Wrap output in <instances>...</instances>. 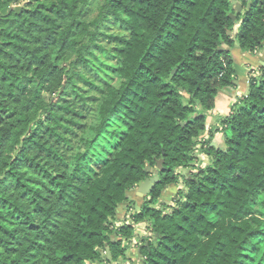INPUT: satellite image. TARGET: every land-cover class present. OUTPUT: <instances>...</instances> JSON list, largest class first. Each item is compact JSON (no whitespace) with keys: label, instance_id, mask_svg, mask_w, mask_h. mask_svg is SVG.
I'll return each instance as SVG.
<instances>
[{"label":"trees","instance_id":"trees-1","mask_svg":"<svg viewBox=\"0 0 264 264\" xmlns=\"http://www.w3.org/2000/svg\"><path fill=\"white\" fill-rule=\"evenodd\" d=\"M235 43L264 50V0H0V264L127 261L135 227L115 223L160 161L131 214L144 264H264V66L222 121L226 147L201 141ZM199 144L211 161L185 176Z\"/></svg>","mask_w":264,"mask_h":264},{"label":"crops","instance_id":"crops-1","mask_svg":"<svg viewBox=\"0 0 264 264\" xmlns=\"http://www.w3.org/2000/svg\"><path fill=\"white\" fill-rule=\"evenodd\" d=\"M241 23L237 24L232 37L235 40L238 29L240 27ZM263 51H259L257 54H252L248 52H243L239 45L235 43L234 48L232 49V53L234 56V68L236 71V80L234 82L233 87L231 88H225L223 89L216 98V104L215 108L208 114L207 123H206V132L203 134L201 141L204 142H210V147H214L216 150L223 149L226 147L225 145V135L222 131H218V126L221 123V119L225 118V116H228L231 113V108L234 105L235 102H237L239 99L243 98L247 95L249 90V79L252 76L250 71L254 70L253 68L256 67L257 64H260V66H264V58L261 59L263 56ZM262 55H261V54ZM250 70V71H249ZM208 139V140H206ZM199 146V145H198ZM199 151V152H198ZM201 149L197 147V155L199 153V157ZM202 152V151H201ZM208 155V154H207ZM209 156V155H208ZM198 158V157H196ZM209 160H211L209 156ZM198 161V160H197ZM186 171H191L190 169L187 170H180L179 172L184 174ZM179 185H171L167 187V189L164 191V194L168 192L177 194ZM163 194V195H164ZM136 198H132V197ZM172 196V197H173ZM137 198H140L138 188L133 190L129 194V199L135 200ZM161 200V199H160ZM132 209V207H131ZM130 209V212L128 213V210H124L121 208L120 214L117 217L116 220V226L122 227L125 225H133L135 227V221L134 218L131 217L132 210ZM138 231L137 236L135 235V238H132L130 240L124 239L122 242V247L127 248V261L119 260L118 262H114L112 258V253L109 247H106L104 251H102V255L105 258V262L101 264H144V261L140 255L141 248L143 245V240H145L144 231L142 228H136ZM140 250V251H139ZM111 258L112 262H109L107 258Z\"/></svg>","mask_w":264,"mask_h":264},{"label":"rangeland","instance_id":"rangeland-1","mask_svg":"<svg viewBox=\"0 0 264 264\" xmlns=\"http://www.w3.org/2000/svg\"><path fill=\"white\" fill-rule=\"evenodd\" d=\"M253 0H249L248 1V4H250L251 2H252ZM26 4V2H21L15 9H17V8H22V7H24V5ZM14 9V8H13ZM85 16H86V19L88 20V22H94L95 20H97L98 19V16H99V13H100V7H99V3H97V2H95V3H92L90 6H88L85 10ZM237 13V12H236ZM101 29L102 30H104V31H108L109 33H115L116 32V30H115V27L113 28L112 27V30H108L107 29V27H105V25H103L102 27H101ZM257 54V53H256ZM261 54V53H260ZM263 54V56H264V52L262 53ZM261 54V55H262ZM262 58H264V57H261V59ZM102 59V61L103 62H109L110 63V61H109V59H108V57L107 56H105V57H103V58H101ZM98 66H100V65H98ZM260 68H261V66H260V64H257L256 65V67H254L253 69L254 70H249L250 71V73H251V75L253 76V77H258L259 75H260ZM92 95H93V93H92ZM95 95V94H94ZM236 103V102H235ZM234 103V104H235ZM93 104H94V102L93 101H91L90 102V104L88 105V107H85L83 110H85V112L87 113V115H88V112H89V109H90V106H93ZM230 115V114H229ZM227 116H225V118H226ZM225 118H222L221 119V123L219 124V126H218V131H222V129H223V120L225 119ZM83 123H85V124H88V123H90V122H92V118H91V116H89L88 117V119H86V120H81ZM206 140H208V139H206ZM103 145H106V146H108L109 145V142L106 140V139H101L100 140V142H99V146H103ZM201 144H199V146H198V148H200L201 149ZM199 152V151H198ZM200 154H201V156L199 157V153H198V155H196L198 158H197V163H196V168L193 170V171H186V173H185V176H188V175H190L191 174V172H194V173H196V172H198V170L199 169H203V168H205L209 163H210V161L211 160H209V156L206 154V153H204V152H201L200 151ZM157 170L156 169H153V170H151V173H152V176L155 174V172H156ZM177 185H179L178 186V188H180V189H178V191L179 190H181V189H183L184 188V184H183V182H180L179 184H177ZM178 191L176 192V193H178ZM164 194V193H163ZM173 194L174 193H172V192H168V193H166V194H164V195H162L161 196V200H160V202L161 203H164V204H167L168 206H172L173 205V200H174V198L176 197V194L173 196ZM148 196V195H147ZM173 196V197H172ZM145 197L146 196H144L143 198H137V199H135V200H132L131 199V202L130 203H127V204H125V206H130L131 205V207H132V213L133 214H137L140 210H141V208H142V206H143V204H144V202H145ZM133 199L134 198H136V197H132ZM157 208H160V206L159 205H157ZM170 210H167V212H169ZM142 223V222H141ZM140 223V224H141ZM138 224H136V226H137ZM143 225H145L144 223H142V226ZM141 229V228H140ZM147 233V232H146ZM148 234V233H147ZM255 256V255H254ZM260 259H256V256H255V258H253V259H251V264H260Z\"/></svg>","mask_w":264,"mask_h":264},{"label":"water","instance_id":"water-1","mask_svg":"<svg viewBox=\"0 0 264 264\" xmlns=\"http://www.w3.org/2000/svg\"><path fill=\"white\" fill-rule=\"evenodd\" d=\"M248 1L249 0H243V2H248ZM234 6H235V9H236L237 14H242L243 13V11H244V5H243V3L239 2V1H235L234 2ZM10 8L11 7L8 6L1 13L4 14V15L7 14L8 10ZM16 12L20 13L21 12V8H17L16 9ZM228 35L231 36L232 33L229 32ZM232 39H234V38L232 37ZM223 50L230 51L231 49L228 46H224V47H220L219 48V51H223ZM162 168H163V162L160 161L158 163L157 171L155 172V174L151 178H148L144 182H140L138 184L137 188H138L139 196L141 198H143L144 196L149 195L152 192V190L155 187V185L160 182V171L162 170ZM149 171H151V169H149ZM147 245L148 244L146 243L145 246H147ZM107 260L109 262H112V259L110 257L107 258Z\"/></svg>","mask_w":264,"mask_h":264},{"label":"built area","instance_id":"built-area-1","mask_svg":"<svg viewBox=\"0 0 264 264\" xmlns=\"http://www.w3.org/2000/svg\"><path fill=\"white\" fill-rule=\"evenodd\" d=\"M144 224H145V223H144ZM136 228H142L143 230H145L144 233H143L145 237H148V236L150 235L149 231L147 230V228H148V225H147V224H145V225H143V226H142V223H141V224L138 223L137 226H136V224H135V235L137 236L138 231H136V230H137ZM146 232H147L148 234H147ZM134 238H135V237H134Z\"/></svg>","mask_w":264,"mask_h":264}]
</instances>
